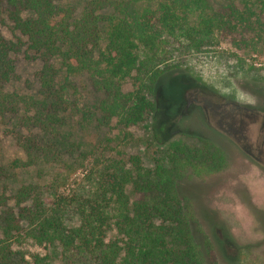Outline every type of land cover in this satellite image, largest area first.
Segmentation results:
<instances>
[{
  "label": "trees",
  "instance_id": "trees-1",
  "mask_svg": "<svg viewBox=\"0 0 264 264\" xmlns=\"http://www.w3.org/2000/svg\"><path fill=\"white\" fill-rule=\"evenodd\" d=\"M68 1L0 0V23L10 32L0 30V118L19 116L22 130L13 134L26 154L11 167L37 166L40 179L43 167L57 166L46 183L10 193L11 174L0 165V264L214 262L210 238L197 241L194 200L179 182L188 170L224 167L221 149L200 136L202 147L172 141L168 165L157 159L153 168L141 155L108 147L69 160L59 143L61 109L69 105L71 77L85 73L104 93L100 125L142 124L157 111L153 96L172 46L202 51L226 43L264 54V0L217 9L208 0H89L80 14ZM20 56L40 65L38 95L9 88ZM27 240L59 248L61 262L50 253L25 260L13 246Z\"/></svg>",
  "mask_w": 264,
  "mask_h": 264
},
{
  "label": "rangeland",
  "instance_id": "rangeland-1",
  "mask_svg": "<svg viewBox=\"0 0 264 264\" xmlns=\"http://www.w3.org/2000/svg\"><path fill=\"white\" fill-rule=\"evenodd\" d=\"M88 1L67 4L80 14ZM242 1L208 0L213 9ZM0 30L10 36L6 25L0 23ZM171 48L153 96L157 111L131 128L100 125L97 107L104 93L92 86L85 73L73 75L69 105L61 109L59 143L69 150V160L108 147L114 153L141 155L144 164L153 168L157 159L168 165L172 141L202 147L200 136L209 137L223 152L225 166L201 174L188 170L179 182L180 191L194 200L200 228L197 241L207 236L214 245V262L208 264H264V54L226 43L202 51L178 44ZM17 66L19 78L9 88L38 95L39 63L20 56ZM19 119L0 118V165L11 174L10 193L24 184L46 183L57 170V166L43 167L45 174L39 179L37 166L11 167L14 159L26 155L13 134L22 130ZM84 174L80 170L75 178ZM128 192L133 197L131 186ZM13 250L23 253L25 260L50 253L61 262L59 248L33 241L14 245Z\"/></svg>",
  "mask_w": 264,
  "mask_h": 264
}]
</instances>
